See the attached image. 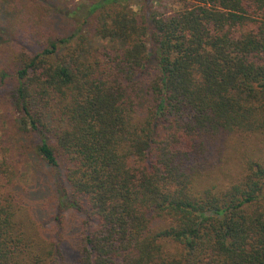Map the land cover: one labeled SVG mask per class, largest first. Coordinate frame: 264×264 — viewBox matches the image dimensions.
Here are the masks:
<instances>
[{"label":"trees","instance_id":"trees-1","mask_svg":"<svg viewBox=\"0 0 264 264\" xmlns=\"http://www.w3.org/2000/svg\"><path fill=\"white\" fill-rule=\"evenodd\" d=\"M162 1L0 0L17 129L86 215L72 253L46 239L0 157V264H264V155L200 182L264 139V0Z\"/></svg>","mask_w":264,"mask_h":264},{"label":"rangeland","instance_id":"rangeland-1","mask_svg":"<svg viewBox=\"0 0 264 264\" xmlns=\"http://www.w3.org/2000/svg\"><path fill=\"white\" fill-rule=\"evenodd\" d=\"M162 6L160 10H164L166 6L176 8L172 6L170 0H163ZM11 50L10 43L0 45V66L7 64ZM151 64L154 66L153 61ZM13 84L14 79L6 78L4 81L0 79V157H5L13 163L19 170V184L29 190L26 209H22V219L28 221L29 215L26 210H29L32 224L35 222L42 224L43 231L40 232L44 237L55 240L61 237L67 250L72 253L86 215L66 204L59 189L57 171L44 164L31 152L27 139L18 131L8 97V91ZM237 142L236 144L234 139L232 142L229 139L224 145H217L218 148L209 162L210 167L200 180L201 185L228 184L235 179L244 155L242 152L264 155L262 136H254L246 146L241 145V141ZM168 245L170 250L174 249L172 244Z\"/></svg>","mask_w":264,"mask_h":264}]
</instances>
